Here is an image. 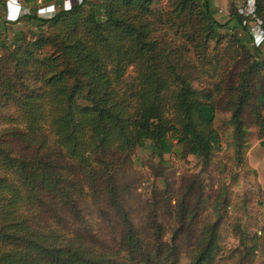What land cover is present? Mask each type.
<instances>
[{
    "label": "trees",
    "instance_id": "trees-1",
    "mask_svg": "<svg viewBox=\"0 0 264 264\" xmlns=\"http://www.w3.org/2000/svg\"><path fill=\"white\" fill-rule=\"evenodd\" d=\"M159 3L84 0L51 18L25 16L46 28L36 40L20 31L12 44L0 42V113L14 110L0 126V264H176V243L164 241L157 222L148 240L133 223L121 169L147 142L160 157L174 152L173 139L207 168L220 145L214 122L223 89L195 88L164 32L202 49L197 66L211 43L226 40L244 57L232 122L243 138L242 114L255 98L264 133V53L252 47L251 31L260 21L264 41V0H255L254 16L231 2L225 23L209 0ZM89 201L99 203L109 234H95L87 221ZM188 214L181 201L178 216ZM217 227L202 232L190 264H213Z\"/></svg>",
    "mask_w": 264,
    "mask_h": 264
},
{
    "label": "rangeland",
    "instance_id": "rangeland-1",
    "mask_svg": "<svg viewBox=\"0 0 264 264\" xmlns=\"http://www.w3.org/2000/svg\"><path fill=\"white\" fill-rule=\"evenodd\" d=\"M9 1L0 0V20L4 17L7 19ZM18 1L32 16L47 19L55 14L53 8L39 11L30 6L29 0ZM53 1L56 10L64 8V0ZM89 1L96 4L104 0ZM229 1L238 8L245 5V0ZM167 4L168 0H160L156 8L163 9ZM218 10L213 4L215 19L219 16ZM9 23L11 25L6 27L8 33L0 36V42L6 39L5 45L12 44L11 41L20 31L24 32L25 40L30 42L46 30L40 29L36 21L28 23L23 18L20 22ZM251 26L253 34L255 29L261 34V25L253 22ZM2 29L0 25V31ZM254 36L259 37L257 34ZM162 38L171 43L173 49L180 51L177 53L194 74L195 88L215 90L221 84L223 93L217 97L214 122L220 145L207 168L201 159L190 154L186 144H179L176 139H173L176 145L174 152L163 157L159 156L150 142L137 149L131 162L121 169L124 186L127 185L128 189L125 205L131 219L145 240L149 239L152 223L157 222L166 237L164 241L174 240L176 243V264H190L192 256L199 249L202 232L208 225L215 223L218 226V250L213 264H264V145L261 144L264 133L254 114L256 99L250 100L242 114L243 138L237 137L232 122L234 103L240 91L239 79L245 69L244 57L226 40L217 46L211 43L205 61L201 60L203 66H197L199 57L203 59L201 48L189 43L180 32L167 31L162 33ZM252 47H258L264 53V41H255ZM5 53V48L0 46V56ZM194 63L197 66L195 69ZM128 75H135L134 67L128 69ZM13 112L11 109L0 113V126L5 123L1 117ZM50 141L53 143L54 138L50 137ZM181 201L192 212L184 220L178 216ZM102 213L99 203L88 202L85 215L95 234H109L111 230L103 222Z\"/></svg>",
    "mask_w": 264,
    "mask_h": 264
},
{
    "label": "built area",
    "instance_id": "built-area-1",
    "mask_svg": "<svg viewBox=\"0 0 264 264\" xmlns=\"http://www.w3.org/2000/svg\"><path fill=\"white\" fill-rule=\"evenodd\" d=\"M83 1L81 0H77V4H81ZM73 6H75V4H73L71 1H65L64 3V9H69L72 8ZM52 9V11H54L56 13V7L55 5H51L48 7H43L40 8L39 11H44L48 10V9ZM240 13L245 15V16H254V12H255V0H248L245 5L243 7L239 8ZM7 12H8V16H7V21L8 22H20L22 18H24L27 15H31L29 14V12H27V9L18 1V0H10L8 2V6H7ZM48 12V11H47ZM257 25H261V22L258 21L256 22ZM255 29V28H254ZM256 31V29H255ZM259 36V35H258ZM261 38V36H259ZM259 37L257 38V42L259 41ZM263 38H261L262 42Z\"/></svg>",
    "mask_w": 264,
    "mask_h": 264
},
{
    "label": "crops",
    "instance_id": "crops-1",
    "mask_svg": "<svg viewBox=\"0 0 264 264\" xmlns=\"http://www.w3.org/2000/svg\"><path fill=\"white\" fill-rule=\"evenodd\" d=\"M65 1H71L73 4H77V0H64ZM248 0H245L244 3H246ZM30 2V6H33L34 8H43V7H48V6H51V5H55L54 1L50 0V2H45L44 3V0L41 2V1H37V3L35 2V0H29ZM32 2V3H31ZM212 3V6L213 4L219 9L218 10V13H219V16L216 18L219 22H222V23H225L227 21H229L230 19V11H229V5H230V1L229 0H215L214 2H211ZM5 8V11H6V5L4 6ZM222 14V16H221ZM1 21H4L6 22V26H10L11 24L7 21V19L4 17L2 18ZM0 25H2L0 23ZM254 34H259L258 33V30L254 31Z\"/></svg>",
    "mask_w": 264,
    "mask_h": 264
}]
</instances>
